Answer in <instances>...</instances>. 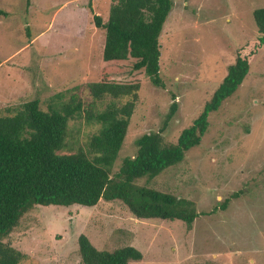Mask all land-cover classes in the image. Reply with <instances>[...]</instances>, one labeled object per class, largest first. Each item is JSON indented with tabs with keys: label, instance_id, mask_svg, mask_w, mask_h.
Instances as JSON below:
<instances>
[{
	"label": "rangeland",
	"instance_id": "374dc122",
	"mask_svg": "<svg viewBox=\"0 0 264 264\" xmlns=\"http://www.w3.org/2000/svg\"><path fill=\"white\" fill-rule=\"evenodd\" d=\"M173 1L160 36L165 87L132 72V61L111 64L112 79L141 83L113 172L136 155L142 135L161 130L173 102L178 110L164 136L177 142L204 111L237 50L261 36L253 12L264 8V0ZM112 2L0 0V111L35 98L47 110L48 98L61 92L65 100L78 94L92 102L89 85L101 81L110 65L103 59L105 31L93 15L106 22ZM209 122L201 145L182 163L137 183L194 201L207 215L191 230L180 220H138L121 202L102 200L96 207L36 206L4 242L26 255L21 264H83L82 234L99 250L136 247L144 260L133 264H264V48ZM98 130L85 121L71 122L76 151ZM227 199V209L219 210Z\"/></svg>",
	"mask_w": 264,
	"mask_h": 264
},
{
	"label": "trees",
	"instance_id": "16d2710c",
	"mask_svg": "<svg viewBox=\"0 0 264 264\" xmlns=\"http://www.w3.org/2000/svg\"><path fill=\"white\" fill-rule=\"evenodd\" d=\"M173 8V0H113L106 22L93 15L96 27L105 31L103 59L110 65L103 69L101 81L89 85L92 102L87 104L78 94L65 100L61 92L48 98L47 110L42 108L41 99L35 98L0 111V264H21L26 259L4 240L36 206L96 207L102 200L118 201L138 220H180L189 230L198 217L207 215L198 212L194 201L137 183L182 163L191 149L201 145L210 114L238 91L264 48V8L253 12L261 36L237 50L234 64L204 111L183 130L178 141L168 142L164 136L178 110V103L173 102L161 130L142 135L136 155L124 158L113 172L140 100L141 83L112 79L111 64L132 61V72H143L156 87L164 88L160 36ZM74 121L99 126L77 151L70 141ZM229 202L219 203V210L225 211ZM216 211L218 208L212 212ZM78 244L83 264L144 260L134 246L99 250L84 234Z\"/></svg>",
	"mask_w": 264,
	"mask_h": 264
}]
</instances>
